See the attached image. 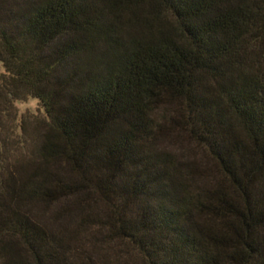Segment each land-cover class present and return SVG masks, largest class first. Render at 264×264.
Returning a JSON list of instances; mask_svg holds the SVG:
<instances>
[{
    "label": "trees",
    "instance_id": "trees-1",
    "mask_svg": "<svg viewBox=\"0 0 264 264\" xmlns=\"http://www.w3.org/2000/svg\"><path fill=\"white\" fill-rule=\"evenodd\" d=\"M0 61V264H117L32 213L64 199L148 264H264V0H0Z\"/></svg>",
    "mask_w": 264,
    "mask_h": 264
},
{
    "label": "rangeland",
    "instance_id": "rangeland-1",
    "mask_svg": "<svg viewBox=\"0 0 264 264\" xmlns=\"http://www.w3.org/2000/svg\"><path fill=\"white\" fill-rule=\"evenodd\" d=\"M5 71V67L0 61V73ZM15 103L18 108L19 119L23 118L22 123L26 125V130L25 132L22 131L21 126L18 125L14 141H12L13 134L10 131L5 133L8 138L4 154L9 159L26 158L28 155L24 151L22 142L27 141L28 143L30 134L32 135L35 130L42 126H47L49 121L39 99L28 97L17 100ZM9 121L10 119H7V124ZM165 143L178 152L182 159L197 160L203 165L214 168L213 161L209 158L205 149L189 138L183 131L171 130ZM13 147H16L15 152ZM68 202L70 205H67ZM31 205L35 218L46 224L54 233L66 236L68 244L74 252L80 251L79 253H82L83 250H86L97 258L102 257L106 262H116L117 264H148L131 243L124 240H110L105 228L95 226L93 222L89 223L82 219V214L79 213L78 208H75L76 205L73 199L51 203L35 201ZM87 211L91 212V216L94 218L107 212L104 204L98 200H92Z\"/></svg>",
    "mask_w": 264,
    "mask_h": 264
}]
</instances>
